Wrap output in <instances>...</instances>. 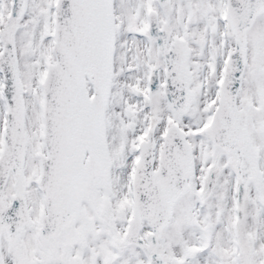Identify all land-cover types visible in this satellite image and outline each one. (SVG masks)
Listing matches in <instances>:
<instances>
[{
  "label": "rangeland",
  "instance_id": "obj_1",
  "mask_svg": "<svg viewBox=\"0 0 264 264\" xmlns=\"http://www.w3.org/2000/svg\"><path fill=\"white\" fill-rule=\"evenodd\" d=\"M9 1L0 0V29L5 25ZM225 0H111V63L101 108L103 172L79 195L74 220L57 235L38 239V217L44 214L35 189L41 146V85L51 53L54 0H23L14 21L11 45L15 76L21 89L25 137L22 176H11L1 188L5 201L13 188L23 189L31 228L22 229L13 250L0 237V264H147L148 254L162 264H264V12L244 31L245 62L235 106L244 112L250 146L257 154L259 175L250 179L240 197L235 219L234 200L238 158L216 149L207 126L210 122L226 53L232 38L224 34ZM155 13L165 32V45L182 40L188 77V104L181 114L169 108L159 89L147 93V70L154 67L162 84V58L147 33L146 13ZM1 84V80H0ZM90 95V85L85 84ZM0 87V146L5 122ZM176 124L187 141L192 165L189 188L171 206L166 226L148 250L134 246L123 235L130 218L131 178L140 140L152 131L154 158L164 128ZM145 222L137 236L146 242ZM190 251L189 254L185 252Z\"/></svg>",
  "mask_w": 264,
  "mask_h": 264
},
{
  "label": "water",
  "instance_id": "obj_2",
  "mask_svg": "<svg viewBox=\"0 0 264 264\" xmlns=\"http://www.w3.org/2000/svg\"><path fill=\"white\" fill-rule=\"evenodd\" d=\"M163 4L166 0H157ZM5 25L0 29V80L4 100L5 122L0 146V237L13 250L18 246L22 229L32 222L25 209L23 189L13 188L7 201L1 188L10 175L13 185L22 176L25 137L23 106L19 81L15 76V59L11 32L23 11V0L9 1ZM224 34L232 38V49L226 53L216 94L217 100L207 126L215 148L224 153H236L238 163L235 183L234 213L240 215V197L250 179L259 175L258 157L246 136L245 116L235 106L245 62L244 31L252 20L264 12V0H225ZM111 0H54L51 53L41 85V146L37 155L38 171L35 189L40 192L44 214L38 217V239L55 237L77 214L79 195L84 187L103 172L104 154L101 142V108L105 99L111 63ZM147 33L162 58V84L154 67L147 70V93L159 89L175 114L184 112L188 104L185 48L182 40L173 37L165 45V32L157 27L155 13L145 15ZM90 85V97L85 84ZM161 146L153 168L152 131L139 141L138 156L131 171L130 218L124 236L134 246L148 250L165 226L175 200L189 188L193 165L187 141L176 124L163 129ZM144 221L149 227L146 242L137 236ZM190 251L185 252L189 254ZM147 264H162L150 252Z\"/></svg>",
  "mask_w": 264,
  "mask_h": 264
}]
</instances>
